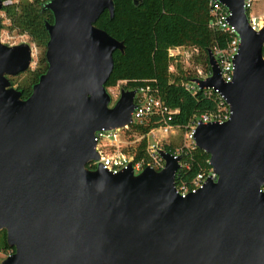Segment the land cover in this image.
<instances>
[{
    "label": "water",
    "instance_id": "water-1",
    "mask_svg": "<svg viewBox=\"0 0 264 264\" xmlns=\"http://www.w3.org/2000/svg\"><path fill=\"white\" fill-rule=\"evenodd\" d=\"M216 1L239 40L232 79L208 51L210 75L196 82L230 114L194 129L217 178L185 197L174 193L179 158L163 150L159 171L87 168L94 132L127 126L133 109L134 90L119 87L111 104L104 87L123 45L94 22L112 17V0L41 5L46 69L25 99L8 77L29 68L30 47L0 42V232L12 249L0 264H264V29L250 30L242 0Z\"/></svg>",
    "mask_w": 264,
    "mask_h": 264
},
{
    "label": "trees",
    "instance_id": "trees-1",
    "mask_svg": "<svg viewBox=\"0 0 264 264\" xmlns=\"http://www.w3.org/2000/svg\"><path fill=\"white\" fill-rule=\"evenodd\" d=\"M48 0H24L1 8L4 18L8 20V30L24 33L29 41L40 50L37 54V67L27 84L16 88L20 98L25 99L31 86L46 69L44 59L47 33L44 22H51L52 15L48 10H41V5ZM113 13L109 18L103 11L94 26L103 30L123 45L122 52H112V69L104 87L118 86L133 90L142 85H154L158 95L166 106L177 109L172 125H184L193 113L201 114L213 109L211 99L202 96L201 92L191 95L181 83L186 79L182 70L175 66L178 75L169 79V58L167 49L174 46L197 47L202 53L201 62L208 69L207 52L213 47H222L224 35L207 28V0H112ZM153 124L132 125L123 131L131 139L132 134H145ZM146 140L144 137L135 145L134 160L144 156ZM171 145H164L167 152ZM128 150V149H124ZM208 155L193 148L182 155L180 162L186 163L174 176V182L181 179L188 181L199 168H208ZM10 249L0 232V252ZM12 250V249H11Z\"/></svg>",
    "mask_w": 264,
    "mask_h": 264
},
{
    "label": "built area",
    "instance_id": "built-area-1",
    "mask_svg": "<svg viewBox=\"0 0 264 264\" xmlns=\"http://www.w3.org/2000/svg\"><path fill=\"white\" fill-rule=\"evenodd\" d=\"M2 2L4 6L17 3V1L14 2L10 0H4ZM259 2L264 4V0H242V8L247 25L253 32H258L264 29V10L262 12H258L257 14L250 13L251 8ZM207 7V28L211 31H216L224 35L223 46L220 48L213 47L210 52L221 81L223 83H229L232 79L234 57L238 51L239 40L235 34L234 27L228 22V18L230 17L228 9L216 0H207ZM20 34L22 35H19L20 39L17 42L6 43V45L12 46L25 43V40H21V38L26 34ZM0 42L4 44L1 39ZM29 47L32 54L31 46L29 45ZM261 56L264 59V40L261 46ZM167 57L169 58V65L172 61L174 63L177 61L187 63L191 57V52L188 47L174 46L167 49ZM209 75V66L207 71L204 73L200 69H195V72L192 73L191 76L186 77V79L181 83L186 92L191 95H195L199 91L203 97L211 99L214 103L212 110L201 114L193 113L188 121L182 126L172 125L170 123L174 115L177 114L178 110L176 108H169L164 104L158 95V89L156 86L146 84L133 89L135 93L132 98L133 109L130 113L129 124L119 129H99L94 132L93 149L97 152L99 157L97 160L89 162L87 168L94 169L98 164H100L101 167L110 174H117L121 172L128 164H130L133 174L139 173L145 166H149L155 171L161 170L163 168L164 161L158 154V151L163 149L162 145H159L158 140H156V137L153 134L154 131H160L161 138L168 136L177 137L174 135H178V131H180L179 143L172 146L171 150L167 151V153L171 154L174 158H179V167L177 171L182 166H186V163L182 164L180 162V158L182 155H185L195 148L193 140L194 129L200 124H220L226 121L230 114L227 104L224 103L217 90L211 88L199 89L196 80L204 81ZM114 97L115 100L117 95ZM111 104L109 106H111ZM148 123L153 124L154 126H152L143 135L133 133L131 139H128L123 135V131L132 125H144ZM143 137L146 140L144 156L138 160H134L135 145ZM150 138H152V141H150ZM206 162L208 164V161ZM216 178V174L212 171L209 165L208 168H199L194 176H192L188 181L179 179L174 182L173 180L174 193L180 197H185L200 189L206 180L215 182ZM258 192L264 194V180L259 185ZM11 253V249L5 251L6 256Z\"/></svg>",
    "mask_w": 264,
    "mask_h": 264
},
{
    "label": "rangeland",
    "instance_id": "rangeland-1",
    "mask_svg": "<svg viewBox=\"0 0 264 264\" xmlns=\"http://www.w3.org/2000/svg\"><path fill=\"white\" fill-rule=\"evenodd\" d=\"M4 1V0H2ZM10 1H24V0H10ZM264 10V4L262 2L257 3L251 8L250 13L251 14H257L258 12H262ZM19 35H22L18 32H15L14 30H8V20H6L3 16V14L0 11V39L1 41L6 45V43H11V42H17L20 38ZM21 40H25L24 42L29 44L31 46L32 54H31V61L29 68L15 76L8 77L10 86L13 88H17L20 85L27 84L30 79L32 73L36 70L37 67V54L40 52L39 49H37L33 43H31L28 39V37L25 35L24 37L21 38ZM191 52V57L189 58L187 63L184 62H170V65L168 67L169 69V79L171 80L174 76L178 75L175 66L178 65L179 68L182 70V75L189 77L192 75V73L195 72V69H200L203 73L207 71L206 67L202 64L201 62V56L202 53L197 47H188ZM118 86H113V87H107L105 88L106 92L109 94L111 98V102L114 100V96L117 95V89ZM154 136L156 137V140H158L159 145H168L170 144L171 146L176 145V143H179L178 141L180 140V131H178V135H174L177 137H160L161 133L160 131H154L153 132ZM150 141H152V138H150ZM6 256L4 251L0 252V261L4 259Z\"/></svg>",
    "mask_w": 264,
    "mask_h": 264
}]
</instances>
